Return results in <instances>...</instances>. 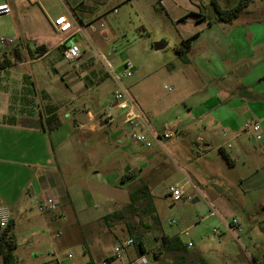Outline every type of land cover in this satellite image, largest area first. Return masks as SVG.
Wrapping results in <instances>:
<instances>
[{"label": "rangeland", "instance_id": "obj_1", "mask_svg": "<svg viewBox=\"0 0 264 264\" xmlns=\"http://www.w3.org/2000/svg\"><path fill=\"white\" fill-rule=\"evenodd\" d=\"M1 1L7 2L12 11L0 16V39L24 43L34 52L42 43L54 46L60 39L67 41L68 34L58 32L51 23L59 12L68 14L66 5L86 24L91 22L84 28L81 39H72L82 50L78 60L64 59L61 44V49L52 48L39 61L22 64L9 72L1 71L0 82L12 92L29 90L30 97L41 102L46 116L51 100L61 101L57 106L59 117L71 125L75 124L73 112L85 107L98 112L103 119L100 113L118 88L114 76L123 73L125 61H131L133 75L121 76V85L157 133L173 131L170 138L162 141V146L154 143L151 147L132 145L127 137L121 142L116 140L119 143L116 144L107 133L108 126L100 129L101 134L89 132L82 146L87 161L83 164L81 188L105 186L109 174L114 172L107 170L109 163L104 158L108 153L103 152V145L106 150L110 143L122 155L117 168L119 174H125L123 185L110 184L107 188L115 194V202L104 205L102 197H93L87 212L97 217L89 226H81L73 215H65V220L57 225H48L46 212H41L36 205L29 211L31 221L23 222L21 231L17 232L13 253L18 261L22 264H97L101 257L115 254L119 243L142 233L150 264H264V232L260 227L263 217L253 201V193H244L238 184H231L234 172L219 148L204 158L205 181L195 186L194 172L204 167L195 161L202 145H196L195 131L180 130L188 122L195 123L191 106L198 105L206 93L219 90V98L241 92V83L235 77L219 78L205 71L199 57L213 55V51L199 55L203 44L196 37L188 52L189 61H184L178 53L182 39L205 26L191 16L185 20L172 18L155 0H38L29 5L22 0ZM202 1L209 17L207 24L212 20L221 22L218 14L214 19L210 17V1ZM195 2L200 4L199 0ZM251 10L235 17V21L264 18V0H253ZM159 40H165L167 46L156 50L154 43ZM13 42L4 45L0 42V57ZM25 55L26 60L31 59L27 48ZM204 87L207 89L203 94ZM45 90L51 99L46 97ZM75 135L72 139L76 140ZM136 157L147 159L149 167L162 160L171 170L169 173L168 170L141 172L138 163H134ZM211 163L214 173L209 169ZM145 182L152 184V197L138 191V199L131 207L132 193L144 187ZM171 184L184 189L178 201L166 195V188ZM244 204L249 208L244 209ZM211 208L217 214H210ZM234 219L238 222L233 223ZM186 230L189 234H185ZM176 235L185 242L191 241L192 245L186 249L163 245L165 236ZM132 250L139 255L140 248L135 243L123 257L133 254Z\"/></svg>", "mask_w": 264, "mask_h": 264}, {"label": "crops", "instance_id": "obj_2", "mask_svg": "<svg viewBox=\"0 0 264 264\" xmlns=\"http://www.w3.org/2000/svg\"><path fill=\"white\" fill-rule=\"evenodd\" d=\"M115 1L128 2L131 0ZM208 1L211 3L210 17L214 19L217 15L216 6L213 0ZM216 1L222 8H230L239 0ZM2 2L0 0V3ZM199 2L200 4H197L195 0H178L176 3L175 0H165L161 6L172 18L185 20L191 16L205 26L196 36V40L203 44V50L198 53L201 55L213 51V55H202L199 61L205 71L214 77H235L241 83L239 86L241 92H231L218 98L220 91H211L206 93L198 105L191 106V110L196 115L195 123L188 122L180 130L195 131V143L198 147L202 145L201 152H198L195 161L204 167L194 172V184L198 186L205 181L207 163L204 158L213 149H221L226 155L230 169L234 172L231 184H238L244 193H253L252 198L258 205L263 217L260 221L262 222L264 221V18L243 19L241 22L235 19L227 22L212 20L210 24H207L206 21L209 18L207 9L202 4V0ZM251 3L253 0L239 17L254 10H251ZM157 6L159 5L156 4ZM65 7L68 14L59 12L55 18L65 14L75 23V26L82 27V30L77 31L75 35L67 36V42H72L73 38L81 39L84 28L91 22L86 24L85 20L76 15L71 7L67 5ZM51 23L54 25V20H51ZM63 41L65 39H60L54 46L46 43L49 50L42 56H38L29 45L26 47L24 43L14 41L11 48L18 45L23 59L14 61L13 65L0 69V72H9L22 64L39 61L48 55L52 48L61 49L60 45ZM194 43L193 39L191 47ZM11 48L3 50L2 54L4 51L9 54ZM26 48L31 56L30 60H26ZM213 57L217 60L214 61ZM206 89L202 88L201 93ZM30 94L29 90L12 92L9 86L0 82V205L4 203V206L11 210V218L16 223L14 230L16 237L17 232L21 231L23 222L31 221L29 211L36 207L38 200L44 199H54L58 205L56 210L59 211L44 213L48 225H57L65 220V215L67 217L73 215L81 226H89L93 218L97 217L87 212L92 198L102 197L104 205L114 203L116 196L107 188L110 184L123 185L125 174H119L117 168L121 164V153L109 143L106 150H104L106 145H103V152L108 153L104 159H107L106 162L109 163L107 170L114 172L109 174L110 178L103 187L81 188V176L84 174L83 164L87 161V156L82 154V146L89 132L101 134L100 129L107 128V126L110 127L107 133L116 144H119L116 140L121 142L124 137H127L125 130L119 121L112 124L106 123L98 116V112H93L89 107L73 112L76 116L74 125L59 117L61 125L49 130L44 121L49 114L56 113L59 116L57 106L61 101L51 100V103L47 105L48 114L46 116L41 102L33 100ZM46 94V97L52 98L49 92ZM213 114L216 117H213ZM246 121L260 124L262 139H257L253 130L245 128ZM74 135L76 140L72 139ZM162 141L157 144L162 146ZM106 142L108 143L107 137ZM152 157L153 155L149 156L150 159ZM134 163H138L141 172L168 170L169 173L171 170L162 160H158L153 167H149L147 159L144 158L139 160L136 157ZM128 167L135 168L136 166L128 165ZM209 169L211 173H214L212 163ZM97 173L98 171L96 175ZM144 186H147L149 191L153 188L150 182H145ZM247 208L249 205L244 204V209ZM233 223H235L234 220ZM228 226L231 227L230 224ZM146 249L145 253L149 254L147 246ZM139 252L141 253V250ZM112 255L114 254L101 257L97 264H102L106 259L109 264H136V258L139 256L134 252L121 259L112 258Z\"/></svg>", "mask_w": 264, "mask_h": 264}, {"label": "built area", "instance_id": "obj_3", "mask_svg": "<svg viewBox=\"0 0 264 264\" xmlns=\"http://www.w3.org/2000/svg\"><path fill=\"white\" fill-rule=\"evenodd\" d=\"M37 1L38 0H24L23 2L25 5H28ZM164 2L165 0H157V3L159 5H163ZM11 11L12 8L7 2L0 3V16L6 13H10ZM54 26L56 27L58 32L67 33L69 37L75 35L77 31L82 30V27L77 25V27L75 28V23L65 14L58 15L54 19ZM0 42L4 45L13 41L1 38ZM62 44L64 45V59L70 62H74L80 58L82 50L77 42H67L65 40ZM102 57L105 56L102 55ZM133 67L134 65L131 61H125L123 73L121 75L114 76L118 88L114 91L113 99L103 110L101 115L103 116V120L106 123L112 124L119 121L125 130L130 144H140L144 147H151L154 145V143H160L163 139L170 138L173 131L168 129L163 133H157L156 131H154L132 96L121 85V76H132ZM245 128L247 130H253L256 133L257 139H262L263 134L261 133V126L259 123L246 121ZM166 195L172 201H178L183 197L184 189L177 184H171L166 188ZM36 205L41 212L55 211L58 207L54 199L38 200ZM210 214H217L216 210L214 208H211ZM10 218L11 210L7 206L0 205V227H6L9 223ZM234 222H237L236 219H234ZM185 234H189V231L186 230ZM134 244L135 241L132 237H129L124 243H119L117 246V251L115 252L113 257L118 259L123 258V254L126 252L127 248ZM183 245L189 247L190 245H192V242L183 241ZM136 262L138 264H150L148 254L141 252L140 255L136 258ZM106 263H108V259L104 260L102 264Z\"/></svg>", "mask_w": 264, "mask_h": 264}, {"label": "trees", "instance_id": "obj_4", "mask_svg": "<svg viewBox=\"0 0 264 264\" xmlns=\"http://www.w3.org/2000/svg\"><path fill=\"white\" fill-rule=\"evenodd\" d=\"M251 0H239L236 5L230 8H222L216 0H213V3L216 6L217 10V18L222 21H232L235 17L241 14V12L249 5ZM211 22V21H210ZM199 32H196L188 37L182 39L181 43L177 47V51L180 54L181 58L184 61H189L188 52L191 49L193 39L198 36ZM65 44V43H64ZM63 45V44H62ZM64 47V45H63ZM49 47L46 43H42L37 45L35 48V53L38 56H42L47 53ZM13 56L6 54L4 51L3 56L0 58V69L9 67L14 64V61H21L23 59L22 52L18 45L12 46L11 52ZM48 107V106H47ZM45 125L49 130H53L54 127H58L61 125V120L56 113L49 114L45 121ZM224 153V152H223ZM226 157V155L224 154ZM142 192L145 196L152 197L150 191L147 186L140 187L136 192H133L131 195V207H133L134 203L137 201L139 193ZM261 230L264 232V221L260 222ZM15 220L10 218L9 223L6 227H0V255L3 258L2 264H22L18 261V258L13 253L14 248L17 246L16 236H15ZM132 231V229H131ZM140 247L141 252H146V244L143 238L142 233H135L134 237H132ZM163 245L173 248V249H186L187 247L183 245V241L181 240L179 235L174 237L165 236V240ZM112 258H114L112 256ZM257 260L258 258L255 257Z\"/></svg>", "mask_w": 264, "mask_h": 264}, {"label": "water", "instance_id": "obj_5", "mask_svg": "<svg viewBox=\"0 0 264 264\" xmlns=\"http://www.w3.org/2000/svg\"><path fill=\"white\" fill-rule=\"evenodd\" d=\"M167 46V42L165 40H159L154 43V47L156 50L164 49Z\"/></svg>", "mask_w": 264, "mask_h": 264}]
</instances>
